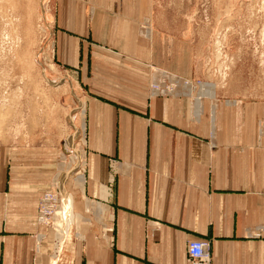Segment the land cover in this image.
<instances>
[{
  "label": "crops",
  "instance_id": "1",
  "mask_svg": "<svg viewBox=\"0 0 264 264\" xmlns=\"http://www.w3.org/2000/svg\"><path fill=\"white\" fill-rule=\"evenodd\" d=\"M164 15L152 0L53 1L49 58L80 87L84 114V186L61 176L88 223L64 258L188 264V244L205 240L211 264H264L261 71L248 87L247 44L199 41ZM33 107L0 137V264H51L39 202L75 135L54 106Z\"/></svg>",
  "mask_w": 264,
  "mask_h": 264
},
{
  "label": "rangeland",
  "instance_id": "2",
  "mask_svg": "<svg viewBox=\"0 0 264 264\" xmlns=\"http://www.w3.org/2000/svg\"><path fill=\"white\" fill-rule=\"evenodd\" d=\"M53 1L0 0V137L13 135L18 131L16 125L26 123L25 116L29 113L26 109L32 102V114L46 113L47 107L54 106L56 122L65 127L64 138L68 135L67 126L73 127L72 151H77L76 147L83 150L81 89L52 66L49 58L52 19L48 16ZM152 3L153 10L164 12L169 28L192 31L199 41L247 44L248 87L256 85L249 82V71H254L255 66L257 76L261 71L264 92V0H152ZM213 53H218V61L223 58V52ZM226 60L227 64L232 63L231 58ZM24 96L33 98L23 99ZM63 157L62 154V159L56 158L59 176ZM66 162L69 163V157ZM44 235H48L44 242L49 243V261L54 252L55 233L49 229ZM64 254L60 264H68Z\"/></svg>",
  "mask_w": 264,
  "mask_h": 264
},
{
  "label": "bare ground",
  "instance_id": "3",
  "mask_svg": "<svg viewBox=\"0 0 264 264\" xmlns=\"http://www.w3.org/2000/svg\"><path fill=\"white\" fill-rule=\"evenodd\" d=\"M7 37L9 39V36ZM156 90H159V88ZM204 90H212V87L210 86V87L204 88ZM81 119L83 122V119H84L83 113H81ZM83 130H84V126L83 128H81L82 132ZM81 141L84 143V137L81 139ZM71 147H73V144L71 145ZM78 148L79 147H76L77 151H71L70 155H64L63 163L61 164L62 165L61 171L62 173L64 172L66 174L68 172V175L71 172V176L69 177L72 179L75 187L82 189L84 186V174L80 172V170L84 167V163H85L84 162V149L81 150ZM66 149L69 151V148L66 147ZM67 157H69V163L66 162ZM60 176L58 175L59 178H57V187H55L56 188L55 190L58 191V193L60 194L59 204L56 208V213L53 216L52 222H51L52 230L55 233L54 240H53L54 252L52 253L51 264L61 263L63 253L66 252L65 245L66 243L69 244L71 242L75 227L79 226L81 222L88 223L87 219H84L81 215L75 212L74 198L72 194L64 187V181L66 180L65 177H62L63 175L61 177ZM93 212L96 213L98 219L101 220L105 211L102 206L97 205V207H94ZM77 223H79V225H77ZM45 231L47 230L45 229ZM47 236L44 234L39 235L38 248L41 246V244L45 240H47ZM56 248H57V251H56Z\"/></svg>",
  "mask_w": 264,
  "mask_h": 264
},
{
  "label": "built area",
  "instance_id": "4",
  "mask_svg": "<svg viewBox=\"0 0 264 264\" xmlns=\"http://www.w3.org/2000/svg\"><path fill=\"white\" fill-rule=\"evenodd\" d=\"M60 194L56 190L44 192L39 202L37 223L44 229H52V218L59 204ZM106 234H103L105 238ZM211 244L209 241H192L187 247L188 264H211ZM40 264V263H35Z\"/></svg>",
  "mask_w": 264,
  "mask_h": 264
}]
</instances>
